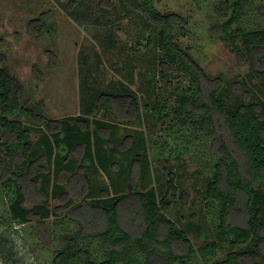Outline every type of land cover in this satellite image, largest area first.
I'll use <instances>...</instances> for the list:
<instances>
[{
	"label": "trees",
	"instance_id": "1",
	"mask_svg": "<svg viewBox=\"0 0 264 264\" xmlns=\"http://www.w3.org/2000/svg\"><path fill=\"white\" fill-rule=\"evenodd\" d=\"M261 1L224 3L219 14L226 20L215 38L241 41L264 91V28H245L242 20L248 7L264 9ZM119 2L121 14L139 17L142 32L149 33L138 58L113 63L125 81L106 86L97 85L94 72L102 54L120 53L123 27L115 6L110 0L66 5L68 17L96 40L101 54L95 51L89 63L79 53L78 115L47 120L42 106L25 99L20 81L0 67V229L38 225L42 239L60 242L51 264H264V104L234 83L241 103L229 110L218 98L220 79L207 78L177 44L176 37L186 34L180 15L159 12L153 0ZM101 112L104 120L93 127ZM208 140L211 153L205 155L201 143ZM38 142L44 153L38 154ZM186 159L207 175L205 215L216 234L197 249L165 214L177 200L185 204L174 176L168 175L159 199L149 191L154 163ZM28 184L43 199L31 207ZM49 200L63 204L51 208ZM49 219L53 230H42ZM5 241L0 232V260L7 263Z\"/></svg>",
	"mask_w": 264,
	"mask_h": 264
},
{
	"label": "rangeland",
	"instance_id": "2",
	"mask_svg": "<svg viewBox=\"0 0 264 264\" xmlns=\"http://www.w3.org/2000/svg\"><path fill=\"white\" fill-rule=\"evenodd\" d=\"M97 1L82 0L81 6H93ZM110 1L115 6L114 15L118 16L123 31L118 34L121 42L120 53L117 56L102 54L98 61L94 77L99 86H106L117 80L125 81L123 72H116L112 65L115 61L119 65H128L131 59L138 58L144 52L149 33L142 32L145 27L139 17L132 15L125 18L121 14L119 0ZM153 2L159 12L178 14L185 20L183 29L186 34L176 37L177 44L187 50L207 78L220 79L222 89L218 98L225 107L233 110L241 103V98L232 92L234 83H241L246 91L252 92L253 100L264 104V91L259 80L254 78L251 72L252 60L241 41H231L229 37L215 38V28L226 20L220 17L219 10L223 9L224 3L232 4L234 0ZM67 3L68 0H0V67L8 70L20 81L25 99L42 106L43 115L49 121L79 114V53L83 50L88 55L89 63L93 62L95 51L100 54L96 40L66 14ZM254 3L260 4L262 1L254 0ZM255 6L248 7L242 15L245 28H264V9L260 8V5ZM39 26L42 27L39 29ZM174 73H171L173 78L177 75ZM181 83L184 85L186 81ZM160 85L159 81L158 94L165 99ZM132 88L137 89V78ZM102 114L101 112L94 117L93 127L98 121L104 120ZM32 140L35 142L38 136L34 134ZM38 143V154L44 153L46 147L43 143ZM209 143L210 140L201 143L206 147L203 149V152L206 150L205 155L211 153ZM78 154L79 151L76 152L77 156ZM52 163L53 161L48 165L51 176ZM169 174L175 178L178 197L181 193L185 195V204L180 199L177 200L172 208L165 212L167 217L178 229L186 232L195 249L215 241L216 234L204 208L207 175L199 165L188 159L180 164L154 163L151 166L153 183L149 191L154 193L157 199L164 194ZM68 176L63 174L61 178L66 179ZM104 179L102 176V180ZM26 198L27 207L43 200L31 184L26 187ZM48 202L51 208L63 204V200ZM73 204H77L76 199H73ZM53 224L52 219L46 220L41 229L53 230ZM38 229L39 226L33 223L0 229L6 237L2 249L9 258L7 263L0 260V264H51L53 252L60 246V242H54L53 236L42 239ZM58 239L61 241L63 236Z\"/></svg>",
	"mask_w": 264,
	"mask_h": 264
}]
</instances>
